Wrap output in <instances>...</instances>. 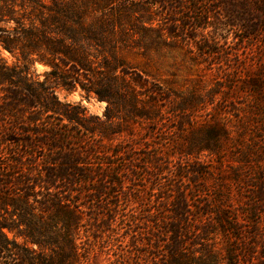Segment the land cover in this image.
<instances>
[{"label":"trees","instance_id":"16d2710c","mask_svg":"<svg viewBox=\"0 0 264 264\" xmlns=\"http://www.w3.org/2000/svg\"><path fill=\"white\" fill-rule=\"evenodd\" d=\"M19 1L27 2L25 16L16 15L21 5L0 0V23H13L0 28V47L23 65L0 63V264H89L103 234L114 235L112 246H126L120 226L129 227V247L109 264H239L243 226L256 237L264 228V164L252 174V154H237L225 187L219 159L225 146L242 147V133L264 128V120L252 122L263 83L243 82L258 96L247 116L216 100L220 85L173 87L156 80L150 63L139 68L128 55L149 58L177 40L215 57L214 31L225 23L242 30V41H258L264 0ZM211 1L224 12L216 14L217 27L200 9ZM183 12L192 15L181 23ZM241 55L236 49L225 57L234 59L233 74L247 60ZM35 63L48 66L47 77L62 90L79 87L87 99L105 102L102 117L61 102L47 82L32 79ZM254 141L252 149L264 136ZM259 157L262 163V148ZM131 204L144 209L147 243L133 226L141 220L122 215Z\"/></svg>","mask_w":264,"mask_h":264},{"label":"rangeland","instance_id":"374dc122","mask_svg":"<svg viewBox=\"0 0 264 264\" xmlns=\"http://www.w3.org/2000/svg\"><path fill=\"white\" fill-rule=\"evenodd\" d=\"M12 4L21 5L22 8H16L17 16H25L30 12L29 7H26L27 2H20L19 0H11ZM23 4V5H22ZM219 3L211 1L210 3L203 4L200 9L210 11L209 17L211 18V23L217 27L215 23L216 14H224L221 7L217 5ZM183 16L178 17L180 22H184L192 14L189 12H183ZM158 21V18H157ZM13 26V23L10 25H5L0 23V28H9ZM219 28V26H218ZM221 28V27H220ZM223 30L214 31L217 35V44L213 47V50L218 51V55L213 56H203L199 54V51L195 48L187 49L182 44H179L177 40H170L159 50H152L149 58H143L140 55L133 56V54L128 55L129 60L133 62L136 61L135 66H143L144 63H150L151 72L156 78L161 82H166L173 87H181L183 89L187 88L193 83H198V86L203 88H208L214 85H220L221 88L217 91L216 100L220 102H228L230 105L234 106L236 109L243 110V112L248 115L252 114V107L255 105V100L258 99V96H255L248 92V89H244L243 82L247 79L254 78L263 83L264 86V36H260L258 41L252 40V42H244L242 38L244 33L242 30H239L237 27H229L226 23L222 27ZM213 28H208L203 31V34L211 36ZM215 35H212L215 36ZM255 41V42H254ZM253 45V46H252ZM248 46V47H247ZM246 47V48H245ZM240 50L242 54L241 57H247L245 62H242V69L240 72H235L236 66L231 68L233 61L230 63V59H225V57L231 56L234 58L235 51ZM250 49V50H249ZM224 52V53H223ZM251 53V54H250ZM224 54V55H223ZM250 58V59H249ZM0 63L6 64L11 68H19L23 70L22 61L19 60V56L16 53H9L8 51L0 47ZM28 73L30 77L34 80L40 82H47L55 94V96L63 103H76L80 104L86 111L93 116L102 117L103 112L106 107L105 102L98 101L94 96L90 99H87L85 94L78 87L73 92H66L56 85L50 77H47V73L50 71V68L46 65L35 63L33 66L28 67ZM264 89V88H263ZM262 101V109L256 120H253L254 124L258 121L261 122L264 120V91ZM233 112V110H231ZM227 114H224L226 116ZM213 118L214 113H212ZM236 116V114H235ZM233 117L234 124H238L236 117ZM245 118V117H244ZM200 118V120H202ZM260 130H264L262 127L250 128V131L247 133H242L245 135V140L242 142V147L239 144H232L224 147V151L219 159V173L223 177V186H227L228 182V170L231 167L229 161L236 160L237 154L245 152V150L251 155V166L252 174H257L261 168L259 163L260 157L259 152L261 153V148L264 149V145L261 143L257 147L250 148V145H253L254 139L258 136L263 138V133H260ZM254 141V142H253ZM241 144V143H240ZM260 147V148H259ZM211 182V180H209ZM142 186V184H140ZM144 187L142 189H146ZM234 192H236L237 187L231 186ZM251 189H246L245 192H249ZM147 192V190H146ZM148 195L146 193L145 210H148L150 204H148ZM236 194L234 193V196ZM153 208L152 206L150 207ZM122 215L125 216L124 219L129 220H141V224H134L137 231L140 233L139 240L140 242L147 243L149 235V226L143 224V207L140 205H128L123 207ZM121 227V228H120ZM118 232L120 235L123 234V240L126 244L123 246H112L114 235L112 234H103L101 239H97V252L98 256L95 257L92 263L89 264H109L111 261L115 260L114 255L123 253L128 250V242L130 240V233L125 235L126 229L129 227L120 226ZM243 234L241 235V240L239 243L235 244L237 251L240 253L241 262L239 264H264V228L258 232L259 237L254 236V229L251 225L245 224L243 226ZM253 235V236H252ZM95 236V235H94ZM114 239V240H113ZM120 240H122L120 238ZM218 247L222 250L225 248L222 238H218ZM103 242V243H101ZM139 250H146V246H143L141 243H138ZM119 245V243L117 244ZM120 247V248H119ZM117 248V249H116ZM137 256H140L137 254ZM221 264H229L228 261H224ZM234 264V263H232Z\"/></svg>","mask_w":264,"mask_h":264}]
</instances>
